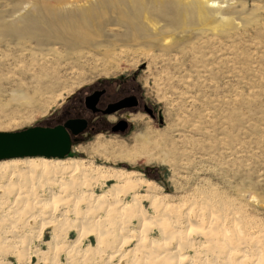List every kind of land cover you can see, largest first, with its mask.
Here are the masks:
<instances>
[{
    "label": "rangeland",
    "instance_id": "rangeland-1",
    "mask_svg": "<svg viewBox=\"0 0 264 264\" xmlns=\"http://www.w3.org/2000/svg\"><path fill=\"white\" fill-rule=\"evenodd\" d=\"M202 1L205 15L198 0H0V132L44 125L96 84L133 80L158 118L141 114L128 137L83 139L70 158L156 183L199 229L196 261L264 264V0ZM56 4L74 12L61 20L90 18L73 47L13 38L14 22Z\"/></svg>",
    "mask_w": 264,
    "mask_h": 264
},
{
    "label": "bare ground",
    "instance_id": "bare-ground-1",
    "mask_svg": "<svg viewBox=\"0 0 264 264\" xmlns=\"http://www.w3.org/2000/svg\"><path fill=\"white\" fill-rule=\"evenodd\" d=\"M198 2L202 5L198 6L200 13L205 15V2ZM60 5L33 7L27 19L11 26L13 38L27 44L36 43L42 49L73 47L89 31L86 24L90 18L61 20L62 16H72L74 12L62 10ZM98 148L97 153L103 151L100 145ZM70 155L65 159L36 157L0 161V264H221L208 263L205 258L194 259L196 255L192 256L191 251L198 253L202 248L195 232L199 229H194L188 221V226L185 224L187 216L191 217L189 213L184 223L177 219V209L171 207L167 195L159 194L156 183L138 178L142 175L136 172L96 166ZM95 188L107 191L98 195ZM83 203L84 210L80 207ZM146 203L150 204L149 210ZM78 213L83 218L79 217L77 222ZM32 224L37 226L33 228ZM167 225L170 227L166 228ZM19 227L23 230L26 227L27 235H18ZM153 232L159 237L153 238ZM49 236L50 241L45 242ZM13 241L19 246L13 245ZM134 243L137 246L132 248L130 244ZM136 259L140 262L136 263ZM226 260L227 256L223 264L232 261Z\"/></svg>",
    "mask_w": 264,
    "mask_h": 264
},
{
    "label": "flooded vegetation",
    "instance_id": "flooded-vegetation-1",
    "mask_svg": "<svg viewBox=\"0 0 264 264\" xmlns=\"http://www.w3.org/2000/svg\"><path fill=\"white\" fill-rule=\"evenodd\" d=\"M141 114L153 120L158 118L154 104L147 100L141 86L133 80H119L88 88L55 112L44 125L38 126L55 128L66 126L70 121H80L67 128L72 138V153L77 154L75 148L83 139L133 134L140 128L137 118ZM83 123L85 127L75 134Z\"/></svg>",
    "mask_w": 264,
    "mask_h": 264
},
{
    "label": "water",
    "instance_id": "water-1",
    "mask_svg": "<svg viewBox=\"0 0 264 264\" xmlns=\"http://www.w3.org/2000/svg\"><path fill=\"white\" fill-rule=\"evenodd\" d=\"M80 121H70L55 128L33 127L17 132H0V161L23 158L65 159L71 154L72 138L67 128ZM85 127V123L78 134Z\"/></svg>",
    "mask_w": 264,
    "mask_h": 264
},
{
    "label": "crops",
    "instance_id": "crops-1",
    "mask_svg": "<svg viewBox=\"0 0 264 264\" xmlns=\"http://www.w3.org/2000/svg\"><path fill=\"white\" fill-rule=\"evenodd\" d=\"M74 237H76V236H73V238L72 239H75ZM77 238V237H76Z\"/></svg>",
    "mask_w": 264,
    "mask_h": 264
}]
</instances>
